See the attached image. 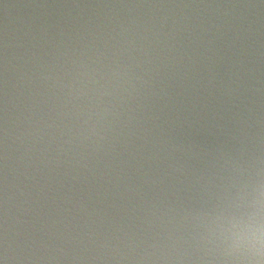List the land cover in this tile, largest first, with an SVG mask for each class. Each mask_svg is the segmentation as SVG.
<instances>
[{
  "label": "water",
  "instance_id": "95a60500",
  "mask_svg": "<svg viewBox=\"0 0 264 264\" xmlns=\"http://www.w3.org/2000/svg\"><path fill=\"white\" fill-rule=\"evenodd\" d=\"M0 264H264V0H0Z\"/></svg>",
  "mask_w": 264,
  "mask_h": 264
}]
</instances>
